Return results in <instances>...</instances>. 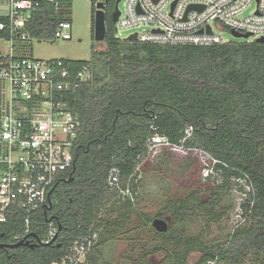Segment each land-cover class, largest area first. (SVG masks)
Here are the masks:
<instances>
[{
  "label": "trees",
  "instance_id": "obj_1",
  "mask_svg": "<svg viewBox=\"0 0 264 264\" xmlns=\"http://www.w3.org/2000/svg\"><path fill=\"white\" fill-rule=\"evenodd\" d=\"M65 1V7H69L71 0ZM111 2L113 5L115 0ZM107 4L106 51L98 54L103 57V72L99 74L95 68L100 61L94 55L91 61H72L74 70L88 65L91 78L67 96L81 129L73 148V180L58 190V203L52 208L56 241L34 249H0V264H49L78 237L83 223L93 222L99 231L95 250L100 237L112 226L103 210L111 204L110 211L120 224L134 206L107 186L109 170L117 167L123 182L132 176L135 190V169L147 152V139L158 134L179 144L187 128L192 134L184 147L200 149L216 160L212 167L216 175L220 172L224 178L246 179L252 205L250 200L243 203L250 214L248 226L234 232L222 246L179 240L174 246L176 264H186L194 252L200 253L194 264L216 258L221 263H236L248 251L264 253V44L256 40L210 46L136 40L125 44L114 35ZM68 12L55 16L45 5L27 31L32 38L50 39L59 20L70 21L65 16ZM6 38V32L0 31V39ZM53 200L51 193L49 202ZM196 204L203 206L201 202ZM169 209L178 221H183L182 213H188L186 199ZM164 213L154 217L161 218ZM49 224L44 211L38 210L31 216L29 235L43 239ZM24 231L23 213L13 209L7 212V222L0 224V241L15 244L13 236Z\"/></svg>",
  "mask_w": 264,
  "mask_h": 264
},
{
  "label": "built area",
  "instance_id": "obj_2",
  "mask_svg": "<svg viewBox=\"0 0 264 264\" xmlns=\"http://www.w3.org/2000/svg\"><path fill=\"white\" fill-rule=\"evenodd\" d=\"M99 3L105 6V12V0H92L93 7ZM45 5L51 7L55 16L66 12L65 0H7L6 12L0 15V31L7 34L6 39L0 40L8 45L4 52L0 49V224L7 222V212L13 209L23 213L25 231L13 236L15 243L30 238L37 242L29 235L31 216L47 205L57 181L74 167L73 148L81 123L70 110L67 96L91 78L86 64L74 70L69 60L40 61L29 56V42L35 38L27 28ZM123 5L115 31L116 25L149 26L151 31L136 33V41L141 43L193 46L228 43L216 29L250 34L248 39L253 41L264 36V0H125ZM190 7L200 9L189 10ZM71 28L69 20H59L50 39L70 40ZM191 131L185 130L179 144H172L158 134L149 137L147 154L162 150L204 153L184 147ZM210 160L205 170L214 173L212 167L217 161ZM131 177L123 182L120 170L112 167L106 183L110 190L133 202L137 192L132 189ZM238 182L247 187L241 192L242 201L250 200V185L242 177H238ZM82 226L78 237L49 264H87L98 243L99 231L93 222ZM57 234V229L49 224L47 234L38 242L50 245ZM204 264L222 263L216 258Z\"/></svg>",
  "mask_w": 264,
  "mask_h": 264
},
{
  "label": "rangeland",
  "instance_id": "obj_3",
  "mask_svg": "<svg viewBox=\"0 0 264 264\" xmlns=\"http://www.w3.org/2000/svg\"><path fill=\"white\" fill-rule=\"evenodd\" d=\"M4 1L1 0L0 14L5 12ZM124 1L118 3L119 11L123 10ZM64 9L69 11L65 16L69 17L72 25L71 39L31 40L29 56L40 61H91L94 55L99 58L98 61L102 60L103 57L98 54L106 51V44L94 39L96 8L92 0H71V5ZM116 28V39L125 44H131V41L125 42L128 36L151 31L149 26L120 28L116 25ZM216 32L229 42L253 41L234 39L228 30L216 29ZM7 46L5 40H0L2 52ZM100 64L101 61L95 65L99 74L103 72L100 68L103 65ZM210 161L204 153L194 151L162 150L155 154L146 152L140 157L135 169L137 196L134 206L120 224L110 211L111 204L103 210V216L112 228L108 227L100 237V244L91 253L87 264H176L174 246L179 240H199L215 248L224 245L234 232L248 226L250 214L246 212L241 196L247 187L238 182V177L224 178L220 172L216 175L206 171ZM193 195H196L195 198H192ZM184 199L188 204V213H182L183 221H178L169 208ZM194 201L201 202L203 206L197 207ZM163 210L165 213L161 218L168 220L169 227L161 236L152 227V221L154 215ZM110 213L113 217L108 215ZM199 257V252L192 253L186 264H194ZM222 264H264V253L248 251L236 263Z\"/></svg>",
  "mask_w": 264,
  "mask_h": 264
},
{
  "label": "water",
  "instance_id": "obj_4",
  "mask_svg": "<svg viewBox=\"0 0 264 264\" xmlns=\"http://www.w3.org/2000/svg\"><path fill=\"white\" fill-rule=\"evenodd\" d=\"M105 1L107 2L108 0H105ZM119 1L120 0H116V9L113 12L112 17H111V21L113 24H115L117 22L118 17L120 15V12H119L118 6H117ZM95 8H96V11L94 14V29H93L94 30V39L96 42H102V41H104L105 36H106L105 12H104L105 6L102 3H99L96 5ZM193 9H200V8H196V7H190L189 8V10H193ZM206 32L209 34L211 33L209 27L206 28ZM198 33L201 34L202 31H199ZM231 35L234 39H243V40H247L251 36L250 34L242 35V34L234 32V31H231ZM136 37H137V35H136V33H134V34L128 36L125 40L126 41H135ZM256 41L264 44V36L257 39ZM53 189H52V191H53ZM51 220L52 219L50 218L47 221L51 222ZM152 227L158 233H165L168 230L169 222H168V220L163 219V218H155L152 221ZM32 237L35 238L34 235H32ZM56 238H57V235L50 245H52L56 241ZM38 246H40V243L38 242V239H37V242H35V243H31L30 241H20L18 243L13 244V245H7V246L6 245H0V249L4 248V247H9L11 249L17 248V247H28L29 249H34ZM58 247H60V245H58Z\"/></svg>",
  "mask_w": 264,
  "mask_h": 264
},
{
  "label": "flooded vegetation",
  "instance_id": "obj_5",
  "mask_svg": "<svg viewBox=\"0 0 264 264\" xmlns=\"http://www.w3.org/2000/svg\"><path fill=\"white\" fill-rule=\"evenodd\" d=\"M107 5L109 6L108 7V14H109V16H110V18L112 17V14H113V12L115 11V9H116V0H115V2L113 3V5H111L112 4V2H111V0H108L107 1ZM118 6V5H117ZM114 25V29H115V24H113ZM73 169H74V167L72 168V170L69 172V173H67L66 175H64L63 177H60V179L57 181V183H56V185H55V187H54V189H53V191L51 192L52 193V198L54 199L52 202L50 201L49 202V200H48V203H47V205L42 209L43 211H44V215H45V218H46V220H48V219H52L51 220V222H49V223H51L52 224V222H54L55 221V219L54 218H56L55 217V215L53 214V212H52V208H53V206H54V204H57L58 202H57V197H56V194L59 192L58 190H63L64 188H65V186H66V184L67 183H70L73 179H72V172H73ZM50 197V196H49ZM56 197V198H55ZM2 237V236H1ZM27 241H30L31 243H33V241H35V240H33V239H28ZM35 243V242H34ZM0 245H13L12 243H9V242H5V240H1L0 241ZM6 249H11V248H9V247H4V248H1V250H6Z\"/></svg>",
  "mask_w": 264,
  "mask_h": 264
},
{
  "label": "crops",
  "instance_id": "obj_6",
  "mask_svg": "<svg viewBox=\"0 0 264 264\" xmlns=\"http://www.w3.org/2000/svg\"><path fill=\"white\" fill-rule=\"evenodd\" d=\"M4 2H5V3H4V4H5V5H4V7H5V8H4V11L6 12V4H7V0H5ZM0 4H1V0H0ZM5 12H4V14H5ZM4 14H0V15H4Z\"/></svg>",
  "mask_w": 264,
  "mask_h": 264
},
{
  "label": "clouds",
  "instance_id": "obj_7",
  "mask_svg": "<svg viewBox=\"0 0 264 264\" xmlns=\"http://www.w3.org/2000/svg\"><path fill=\"white\" fill-rule=\"evenodd\" d=\"M212 174V173H211Z\"/></svg>",
  "mask_w": 264,
  "mask_h": 264
}]
</instances>
